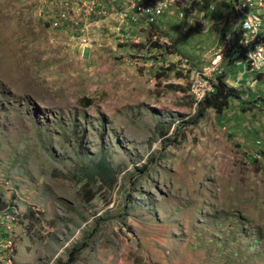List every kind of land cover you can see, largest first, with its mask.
Wrapping results in <instances>:
<instances>
[{
	"label": "rangeland",
	"instance_id": "rangeland-1",
	"mask_svg": "<svg viewBox=\"0 0 264 264\" xmlns=\"http://www.w3.org/2000/svg\"><path fill=\"white\" fill-rule=\"evenodd\" d=\"M51 1L0 0V197L8 181L27 219L17 264H264V171L248 158L261 130L264 146V72L233 56L209 69L228 0L131 30L56 28ZM192 69L222 72L238 97L197 115Z\"/></svg>",
	"mask_w": 264,
	"mask_h": 264
},
{
	"label": "built area",
	"instance_id": "built-area-1",
	"mask_svg": "<svg viewBox=\"0 0 264 264\" xmlns=\"http://www.w3.org/2000/svg\"><path fill=\"white\" fill-rule=\"evenodd\" d=\"M204 0H52L45 11L47 22L56 28L75 27L80 21L115 17L119 26L130 30L139 26L153 27L165 15L182 18H193L196 6ZM229 11L220 26L218 47L209 61L212 72L220 71V64L228 57H236L245 72L254 75L264 72V0H228ZM216 6L210 5L204 12L210 15ZM202 21L201 19H196ZM120 28H118L119 30ZM130 33L124 32L127 37ZM235 41L241 46L239 55L233 53ZM210 73L192 69L190 74L191 90L194 89L195 101H200L213 88ZM256 146L249 153V160L255 162L264 171V146L256 139ZM0 197V264H17L14 240L22 221L27 222L21 199L8 181H3ZM36 206L28 208L34 216Z\"/></svg>",
	"mask_w": 264,
	"mask_h": 264
},
{
	"label": "trees",
	"instance_id": "trees-1",
	"mask_svg": "<svg viewBox=\"0 0 264 264\" xmlns=\"http://www.w3.org/2000/svg\"><path fill=\"white\" fill-rule=\"evenodd\" d=\"M241 52V46L235 41L233 47V53L239 55ZM213 88L204 96V98L198 101L196 104L197 115H201L202 111L206 107H212L217 113L221 114L227 106V101L230 97L237 98L236 88L228 85L224 81V74L219 72L213 76L212 79ZM28 214H32L28 211ZM75 251V250H74ZM73 252H69L67 258L61 264H70L73 259Z\"/></svg>",
	"mask_w": 264,
	"mask_h": 264
},
{
	"label": "crops",
	"instance_id": "crops-1",
	"mask_svg": "<svg viewBox=\"0 0 264 264\" xmlns=\"http://www.w3.org/2000/svg\"><path fill=\"white\" fill-rule=\"evenodd\" d=\"M261 131H262V130H261ZM261 131L258 132L257 135H256V136H258L259 138H260V136H261ZM261 138L264 139V135H263V134H262V137H261ZM168 230H169V227H168V229H165V227H163L162 229H160V230H159L160 238H158V239H159V241L162 243V245L166 246V252H165V253H166V255L169 257V256H170V248H171V246L168 244L169 242L167 241V239H168V234H165ZM188 259L192 261V259H190V258H186V259H184V261H185L184 264H188V263L186 262ZM166 264H167V263H166ZM191 264H193V263L191 262Z\"/></svg>",
	"mask_w": 264,
	"mask_h": 264
}]
</instances>
